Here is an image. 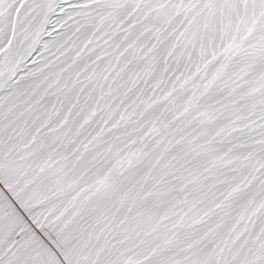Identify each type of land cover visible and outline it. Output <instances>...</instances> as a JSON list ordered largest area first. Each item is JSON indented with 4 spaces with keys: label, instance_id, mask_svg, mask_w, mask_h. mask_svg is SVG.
<instances>
[{
    "label": "snow or ice",
    "instance_id": "snow-or-ice-1",
    "mask_svg": "<svg viewBox=\"0 0 264 264\" xmlns=\"http://www.w3.org/2000/svg\"><path fill=\"white\" fill-rule=\"evenodd\" d=\"M0 264H264V0H0Z\"/></svg>",
    "mask_w": 264,
    "mask_h": 264
}]
</instances>
